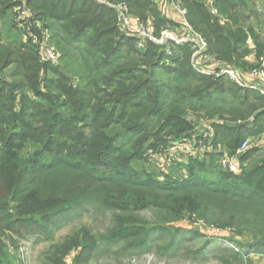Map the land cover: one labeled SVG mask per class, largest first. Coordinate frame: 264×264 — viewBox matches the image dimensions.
Listing matches in <instances>:
<instances>
[{"label": "trees", "instance_id": "16d2710c", "mask_svg": "<svg viewBox=\"0 0 264 264\" xmlns=\"http://www.w3.org/2000/svg\"><path fill=\"white\" fill-rule=\"evenodd\" d=\"M180 1L217 59L249 68L250 39L257 57L264 55V39L245 24L246 0H215L216 16L210 0ZM115 4L151 19L156 35L172 24L156 0H0L4 18L17 6L29 8L31 30L40 36L52 30L66 66L79 74L76 82L77 74L63 64L42 63L38 46L22 40L14 18V42H3L0 32V264H16L8 257L9 243L18 249L34 236L54 241L63 217L95 205L120 213L168 208L177 217L185 211L214 213L223 226L235 227L239 235L247 229L264 247V162L251 166L244 153L243 172L234 174L220 167L224 151L216 148L206 159L193 156L174 163L179 174L168 171L167 180L144 176L129 162L149 136L156 149L159 143L166 149L192 135L198 122L191 115L218 119L212 123L214 144L228 145L233 155L244 140L264 131L259 104L264 95L195 70L188 44L170 55L152 41L141 51L131 36L116 39L121 30ZM170 56L173 65L164 62ZM158 71L164 78L157 77ZM119 139L124 142L118 144ZM126 142L135 143L136 152L120 154ZM36 143H44L42 150ZM29 146L30 152L25 150ZM134 217L117 218L120 226L111 236L128 241L144 235L147 230L134 228ZM71 239L59 245L60 264L75 247L89 249L86 261L94 256L98 245L88 230L83 240Z\"/></svg>", "mask_w": 264, "mask_h": 264}, {"label": "rangeland", "instance_id": "374dc122", "mask_svg": "<svg viewBox=\"0 0 264 264\" xmlns=\"http://www.w3.org/2000/svg\"><path fill=\"white\" fill-rule=\"evenodd\" d=\"M246 1L248 2L249 8L244 14L245 19H247V17H249V19L245 24L246 26H253L255 31L264 39V0ZM260 9L262 10L260 11ZM135 17L139 18L147 27L154 29L151 19H143L139 16ZM13 18L15 20L14 9ZM171 22L172 24L164 27L163 30L169 28L170 30L176 31V28L182 25L176 24L173 21ZM224 26H229V22H225ZM18 29L22 32V35L25 34L23 29L20 27ZM49 31L51 36L50 43L59 51L61 55L60 63L66 66L68 63L63 60V53L56 44L57 40L53 36V31ZM120 32V36H117L116 39L121 40L124 38L122 35H127L122 31ZM173 46L172 52L176 50L177 45ZM172 52L169 54L172 55ZM252 52L253 51L246 56V61L251 62ZM208 53H210L209 49ZM171 57L172 56L164 62H169L170 65H173L174 62ZM205 66L209 70L214 68L209 66V64H205ZM246 68L244 71H248L249 68ZM10 69H12V67L7 69L6 72H9ZM66 69L70 72L72 71L69 66H66ZM164 72L166 71L164 70ZM71 73L73 75L74 73L77 74L74 75V77L76 78V82H78L79 74L77 72ZM206 75L224 77L215 73ZM157 77L164 78L160 71L157 72ZM247 79L250 80L252 78L248 77ZM249 89L258 92L260 95H264L256 88ZM46 90L52 92L51 89ZM30 97L35 98L33 94L30 95ZM259 104L260 111H263L264 102H259ZM216 120L219 122L216 118L210 119V122L213 123ZM199 121H201V119H199ZM256 137L261 140L259 143H264V131L254 136V138ZM186 138H191V135H183L181 137V139ZM120 141L121 139H119L117 143L119 144ZM134 144L133 142H126L125 148L122 149L120 154L130 153L133 152V150L136 152V149L132 147ZM159 144L160 147L156 149L153 143V136H149L148 141L143 145V149L139 147V153H136L133 159H129V162L144 176H153L154 174L162 180H167L168 171L172 172L170 173L173 174V177L179 174V170L175 168L176 165L174 164L178 162V155L175 154L174 151L167 155L166 146H164L163 143ZM254 145L255 144H252L242 153L248 154L245 162L251 166L261 161L264 162V145ZM43 147L44 143H36V148H38V150H42ZM228 147L229 146L224 143H219L216 148L226 152V154L232 157L239 158L240 155H242L238 154V152L232 155ZM144 149L145 152L143 151ZM25 150L30 152L33 148L29 146ZM250 150H254L255 152L250 153ZM143 152L145 158L143 157ZM158 154L162 156L159 163L154 157L156 155L158 156ZM207 155L208 154H203L199 156L202 159H206L208 158ZM40 156L38 158H40ZM172 164L174 165L171 169ZM215 175H217V173L213 176ZM131 208L136 207L133 206ZM118 210L121 209H111L99 205H95L89 210L84 209L83 211L74 209L69 215L62 218V222L55 231L54 241L40 239L34 236L28 240L22 241L18 249L9 243L7 248L8 257L11 261L16 262V264H60L58 258L61 256L62 250L59 248V245H62L69 238H72L71 241H76L78 238L83 240L84 231L86 229L95 236L98 245L94 252V256L86 261V258L89 256V249L86 246L82 250L75 247L63 257L64 264H264V247L259 245L262 243H258V241L254 240L252 238L253 235L245 228H242L244 229V233L239 235L234 230L236 228L230 227L231 225L229 226L227 221H225L224 224L229 227L223 226L219 222V220L223 218L214 213H207V216L205 214L201 216L195 212L185 211L183 215L177 217L172 213L171 209L168 208L141 207L132 209L133 213H120ZM222 211L226 214L227 209ZM123 216L127 219L135 216L133 218L135 225L133 226L136 228V231L138 228H144L147 232L139 236L137 240L125 241L115 239V237L111 235L120 226L117 225L119 224L117 218L124 220ZM122 224H125V226L132 225L129 221H125V223ZM261 238L262 237H260V239ZM254 241L257 242L256 245H252Z\"/></svg>", "mask_w": 264, "mask_h": 264}, {"label": "built area", "instance_id": "2783aa9c", "mask_svg": "<svg viewBox=\"0 0 264 264\" xmlns=\"http://www.w3.org/2000/svg\"><path fill=\"white\" fill-rule=\"evenodd\" d=\"M171 3L174 8L180 12L184 19V26L187 31L185 35L179 34L177 31L170 30L169 28L164 29L160 35H156L154 29L144 25L139 18L135 17V15L129 11L125 4H115L119 13V26L121 31L135 38L136 45L141 51L147 50L150 41L163 46L168 53L172 52L173 45L182 46L190 44L192 51L191 64L195 70L203 74L215 73L222 75L241 87L252 89L256 88L264 94V55L257 57V48L255 45L252 47V60L249 62L251 66L248 71H240L239 68L231 66L225 61L217 59L215 56L208 53L209 43L207 39L201 33L197 32L193 25L189 22L187 8L180 0H171ZM209 5L211 6L213 14L215 16L218 15L219 12L215 7V0H210ZM14 14L16 23L25 31V40H32V42L38 46V56L40 61L42 63H51L54 65L60 64L61 55L59 51L50 43V34L47 31H44L42 32V36H40L35 31L31 30V10L26 6L20 5L14 8ZM209 61L217 64L216 69H207L205 64ZM248 77H251L252 79L248 80ZM199 134L189 139L178 138L166 148L167 155L174 151L175 154L178 155V162H184V160L193 156L210 154L209 152L212 153V151H206L204 149L202 139L206 138V140L213 142L215 140V131L206 126V128L202 130V133ZM260 141L261 140L257 137L247 138L238 149V154L245 152L252 144L264 145V143H259ZM154 157L159 163L162 156L158 154V156L156 155ZM219 165L222 169L234 174H241L243 172V164L240 157H232L226 154V152L220 156Z\"/></svg>", "mask_w": 264, "mask_h": 264}, {"label": "crops", "instance_id": "0c3cea01", "mask_svg": "<svg viewBox=\"0 0 264 264\" xmlns=\"http://www.w3.org/2000/svg\"><path fill=\"white\" fill-rule=\"evenodd\" d=\"M157 4L159 5L160 9L163 11L164 15L171 21H173L176 24H182L180 27L176 28V31L179 34H183L185 35L187 33L186 28L184 26V19L182 17V15L180 14V12H178L173 4L171 3V0H156ZM262 9H260L261 11ZM13 20V11L11 13H9V15H7L5 18L0 16V32H1V39L3 42L7 43V42H14L13 40L15 39V36L18 34V31L13 30L11 28V21ZM224 19L222 20V23H224ZM172 23V22H171ZM22 40H25L24 35H22ZM249 46L250 48L253 47V45H255V43L253 42L252 39L249 40ZM252 46V47H251ZM252 51V50H251ZM206 64H209V66H212L214 68L217 67L216 63H211L206 62ZM239 70L241 71V69L239 68ZM244 71V70H243ZM190 118L193 121H197L198 124L195 126L194 130H193V134L191 136H196L199 133H202V130L204 128H206V126L210 129L214 130V127H212V123L210 122V119H201V121L197 120L196 117L194 115H191ZM215 131V130H214ZM200 135V134H199ZM203 137V136H202ZM201 137V138H202ZM200 138V139H201ZM203 144H204V149L206 151H212L216 149L217 146H215V140L212 142L210 140H206V138L202 139ZM205 151V152H206ZM207 153V152H206ZM211 153V152H209Z\"/></svg>", "mask_w": 264, "mask_h": 264}]
</instances>
